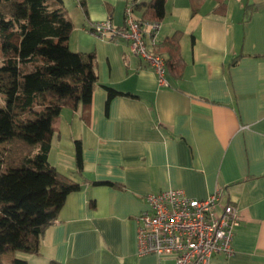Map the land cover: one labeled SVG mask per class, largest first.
Instances as JSON below:
<instances>
[{"label":"crops","instance_id":"crops-1","mask_svg":"<svg viewBox=\"0 0 264 264\" xmlns=\"http://www.w3.org/2000/svg\"><path fill=\"white\" fill-rule=\"evenodd\" d=\"M61 1L73 23L70 50L92 53L98 82L132 96H117L106 108V91L96 85L87 110L69 108L70 118L54 129L47 162L79 189L39 236L38 252H13L9 261L173 264L171 256L137 254L135 216L146 210L145 196L181 189L203 199L220 188L241 219L233 254H214L208 264H264V0H166L155 41L180 31L185 63L179 80L166 73V87L128 42L87 31L106 18L121 27L128 1L143 20L150 0ZM247 5L254 10L242 22ZM76 141L88 181L76 173ZM35 149L16 138L0 143L11 167Z\"/></svg>","mask_w":264,"mask_h":264},{"label":"trees","instance_id":"trees-1","mask_svg":"<svg viewBox=\"0 0 264 264\" xmlns=\"http://www.w3.org/2000/svg\"><path fill=\"white\" fill-rule=\"evenodd\" d=\"M165 1L143 4V20L159 23ZM252 10L246 6L242 22ZM72 30L61 0H14L9 13L0 11V143L16 138L36 145L16 167L5 165L0 152V254L37 253L39 236L56 220L65 197L79 189L78 182L47 162L52 124L61 109L87 110L96 85L106 91V108L117 96H132L98 82L93 54L70 50ZM180 36L175 31L152 46L155 53L164 55L166 72L173 80L181 78L185 67ZM5 75L11 77L8 85L3 82ZM74 160L76 173L83 178L78 141ZM90 183L120 187L111 181ZM8 262L27 264L17 257Z\"/></svg>","mask_w":264,"mask_h":264},{"label":"built area","instance_id":"built-area-1","mask_svg":"<svg viewBox=\"0 0 264 264\" xmlns=\"http://www.w3.org/2000/svg\"><path fill=\"white\" fill-rule=\"evenodd\" d=\"M133 6L127 2L121 27L106 18L90 23L87 31L105 40L128 42L132 54L166 87L164 58L150 49L156 44L159 23L136 19ZM145 202L146 210L135 216L138 255L171 256L173 264H208L214 254H233L234 229L241 218L238 208L224 201L220 188L203 199L191 198L181 189L150 192Z\"/></svg>","mask_w":264,"mask_h":264},{"label":"rangeland","instance_id":"rangeland-1","mask_svg":"<svg viewBox=\"0 0 264 264\" xmlns=\"http://www.w3.org/2000/svg\"><path fill=\"white\" fill-rule=\"evenodd\" d=\"M14 2V0H0V11L4 12V13H9L12 9V3ZM11 77H9V75H5L3 82L8 85L10 83ZM70 114H71V110L69 108H64L62 110V113L60 114V116L58 117L57 120H55L52 124L53 129H56L59 125H61L62 123L67 122V120L70 118ZM65 134L64 132L62 133V135ZM66 135V134H65ZM33 146V145H31ZM29 147V144H28ZM5 163L7 165H13L11 162H7V160L5 161ZM8 256V258H7ZM12 256V252H7L4 254H0V262L2 264H8L9 262V257Z\"/></svg>","mask_w":264,"mask_h":264}]
</instances>
